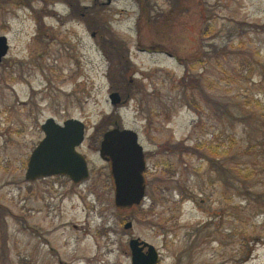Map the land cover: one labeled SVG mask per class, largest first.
Segmentation results:
<instances>
[{
	"label": "rangeland",
	"instance_id": "374dc122",
	"mask_svg": "<svg viewBox=\"0 0 264 264\" xmlns=\"http://www.w3.org/2000/svg\"><path fill=\"white\" fill-rule=\"evenodd\" d=\"M0 36V264H132L133 238L264 264V0H0ZM51 118L86 125L81 184L26 179ZM117 125L147 164L132 208L100 156Z\"/></svg>",
	"mask_w": 264,
	"mask_h": 264
},
{
	"label": "water",
	"instance_id": "95a60500",
	"mask_svg": "<svg viewBox=\"0 0 264 264\" xmlns=\"http://www.w3.org/2000/svg\"><path fill=\"white\" fill-rule=\"evenodd\" d=\"M10 51L9 40L0 36V64ZM113 105L122 103L119 93L110 95ZM42 130L45 138L32 152L26 171V179L35 181L50 176L69 177L80 183L90 176L85 156L78 151L86 137V125L77 119L65 121L62 125L55 119H48ZM100 156L111 164L115 181V204L118 208L139 206L146 197L145 173L147 164L144 149L139 143V134L130 129L116 126L105 133ZM132 223L125 228L130 229ZM148 248V254L143 253ZM133 264H157L159 253L155 247L140 239L130 241Z\"/></svg>",
	"mask_w": 264,
	"mask_h": 264
},
{
	"label": "trees",
	"instance_id": "16d2710c",
	"mask_svg": "<svg viewBox=\"0 0 264 264\" xmlns=\"http://www.w3.org/2000/svg\"><path fill=\"white\" fill-rule=\"evenodd\" d=\"M113 40V39H112ZM111 45H113L114 47L116 46V44L114 43V41H110ZM218 149H221L220 147H218ZM219 155V153H218Z\"/></svg>",
	"mask_w": 264,
	"mask_h": 264
}]
</instances>
